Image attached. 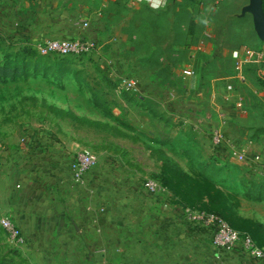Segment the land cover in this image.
I'll return each instance as SVG.
<instances>
[{
	"label": "crops",
	"instance_id": "crops-1",
	"mask_svg": "<svg viewBox=\"0 0 264 264\" xmlns=\"http://www.w3.org/2000/svg\"><path fill=\"white\" fill-rule=\"evenodd\" d=\"M158 1L153 0L155 4ZM134 2L0 0V39H12L18 45L36 49L42 38L64 35L68 30L65 21L70 17L100 18L103 29L100 45L112 47L113 39H104L110 36L123 43L131 69L144 79L139 93L141 104L153 103L158 109L163 132H151L159 145L154 149L192 178L212 181L211 173L223 174L233 168L264 175V168L255 169L251 161L252 155L264 152V125L238 118L237 106L241 103L235 102L234 95H226V87H218L221 76H212L211 66L221 58L217 51L223 49L216 48L213 56L209 53L211 45L207 46L206 41L197 43L196 10L190 0L186 3L172 0L167 9L166 5L159 9L149 7L156 20H138L140 10H130ZM191 72L200 75V84L191 89L197 93L191 101L178 102L190 87ZM145 109L144 114L151 121L148 108ZM221 110L230 113L232 134L242 141H253L245 160L213 152L208 133L210 126L220 120ZM53 119L57 124L70 123L78 130L87 129L68 119ZM58 138L54 132L49 135L42 132L36 134L32 149L25 144L27 139L16 148L0 149V219H10L26 238L24 245L10 247L18 252L23 264H184L181 258L185 254L190 258V253H195L199 246L207 249V243L198 239L196 229L189 234L179 230L175 234L178 240L172 245L177 259L172 263L159 262L162 246L159 238L164 232L151 228L153 224L149 222L162 215V210L173 200L168 202L160 197L152 209L142 210L136 208L139 202L132 199L119 208L121 203L108 198V205L113 207L104 209L105 198L89 196V190H99L94 181L78 186L70 181L69 175L61 173L56 146L62 139ZM63 145H59L60 150L66 155L81 151ZM157 162L161 167V161L157 159ZM133 217L135 222L129 223ZM187 264L199 263L189 259Z\"/></svg>",
	"mask_w": 264,
	"mask_h": 264
},
{
	"label": "rangeland",
	"instance_id": "rangeland-1",
	"mask_svg": "<svg viewBox=\"0 0 264 264\" xmlns=\"http://www.w3.org/2000/svg\"><path fill=\"white\" fill-rule=\"evenodd\" d=\"M171 1L165 0L159 8L166 5L167 9L172 4ZM186 1L184 0L185 3ZM190 4L196 10L197 43L206 41L207 46L211 45L209 53L215 56L218 52L217 55L221 56L211 66L212 76H221L218 87H226V95H234L235 102L241 103L237 106L238 118L264 125V43L254 32L252 17L249 14L240 17L249 0H190ZM130 7V10H140L138 20H156V15L150 13L152 10L149 9V2L136 1ZM123 18L124 14L121 19ZM111 31L113 33L112 29ZM111 31L109 30L110 34ZM104 39H113V46H102L99 42L98 50L81 59H45L46 67L51 68L47 74L42 71L36 77L31 72L29 78L24 80L20 77L16 82L1 76L0 146L3 148L0 149L5 146L16 148L24 142L23 139H27L25 144L32 149L34 141H37L36 134L46 132L49 135L54 132L62 139L58 138L62 145L66 143L67 146L63 145L65 148H78V151L93 153L98 160V167L85 180L94 181L99 186V190L94 189L96 198H105L106 204L102 207L106 210L113 207L108 205V198H114V202L123 204L128 198L143 197L142 183L154 180L160 188L157 198L162 197L168 202L173 200L162 210V215L153 217L149 222L153 224L151 228H159L164 232V236L159 238L162 245L159 262L172 263L177 259L172 246L178 240L175 234L179 230L189 234L197 229L199 226L191 219V214L207 212V203L202 201L194 204L187 200L191 196L190 188L170 182L161 171L156 159L157 150L154 149L159 145L156 136L153 138L151 135L152 131L163 132V125L156 113L158 109L153 103L141 104L139 93L130 94L120 89V77H141L131 69L125 58L123 43L111 36ZM216 48L223 50L215 52ZM24 50L36 53V49L30 45H18L12 39H0V64L4 62V57L20 54ZM244 50L252 51V61L243 67L241 75H237L233 53ZM114 60H118L121 65L119 76L114 72ZM229 85L233 88L230 93L227 90ZM196 93L189 87L181 94L182 99L178 102L191 101ZM50 106L72 110L79 116L120 126L129 137L127 140L119 139L108 132H96L95 128L86 131L87 129L78 130L70 123L57 124L48 112ZM145 107L148 108L151 121L144 114V110L147 112ZM44 137L43 135L41 138ZM59 145L56 147L59 151L57 158L60 160L64 153ZM151 147L153 152H149ZM209 177L212 179L209 182L225 196V203L212 208V211L223 216L229 226L249 232L264 243V175L259 176L248 169L233 168L223 174L211 173ZM89 196L92 195L89 193ZM178 197L184 198L185 202L179 203ZM0 233L1 241L10 248L1 226ZM188 239L186 235V240ZM189 256L190 258L187 253L181 258L184 264L189 259L201 264L221 262L211 258L208 253L205 254L203 247H198Z\"/></svg>",
	"mask_w": 264,
	"mask_h": 264
},
{
	"label": "built area",
	"instance_id": "built-area-1",
	"mask_svg": "<svg viewBox=\"0 0 264 264\" xmlns=\"http://www.w3.org/2000/svg\"><path fill=\"white\" fill-rule=\"evenodd\" d=\"M135 1L149 2L150 6L155 9L161 7L165 2V0H159L155 4L153 0ZM65 24L68 30L64 35L58 34L42 38L37 44L36 51L40 56L83 57L98 50L99 37L103 31L100 18L90 20L81 16L70 17L66 19ZM233 59L236 71L240 72L252 61V51L244 50L241 53L236 51L233 53ZM112 64L115 74L121 75L120 62L114 60ZM189 78L190 89H196L200 84V75L191 72ZM143 80L124 75L119 78V86L121 90L130 94H138L141 92ZM227 90L231 92L232 86L229 85ZM229 121L230 113L227 110H221L220 120L210 126L208 135L213 152L220 155L229 154L238 160H245L250 155L253 141H242L240 137L232 134ZM251 161L255 164V169L264 168V152L252 155ZM59 162L62 166L61 173L69 175L70 181L78 186L84 184L85 178L98 167L97 158L89 151H80L71 156L64 153ZM64 168H66L65 173ZM95 192L94 189L89 190L90 195L94 197H96ZM142 192L143 197L128 199L139 202V205L136 206L138 209H152L160 192L158 184L154 180H145L142 183ZM119 206L123 208V204ZM191 219L199 226L196 229L198 239L207 243V249H204L205 254L208 253L211 258L220 260V264H264V248L259 247L249 234L233 229L220 216L202 211L191 214ZM130 221L135 222V217L128 220L129 223ZM0 226L10 246L20 247L26 243V238L10 219H0ZM203 242L202 244H204Z\"/></svg>",
	"mask_w": 264,
	"mask_h": 264
},
{
	"label": "trees",
	"instance_id": "trees-1",
	"mask_svg": "<svg viewBox=\"0 0 264 264\" xmlns=\"http://www.w3.org/2000/svg\"><path fill=\"white\" fill-rule=\"evenodd\" d=\"M61 57L57 55H49V56H40L38 52L31 53L29 50H24V52L16 55L6 56L4 57V62L0 64V78L1 76L4 78H8L12 82H16L20 77L24 80L31 76V72H34L35 76L40 72H45L46 74L51 71V68L46 67L45 62L47 58H69ZM84 57V56H83ZM83 57H70L75 59H81ZM44 76H47V75ZM37 77V76H36ZM129 93V92H128ZM127 98V97H126ZM129 101H132L129 98ZM50 115L55 119H68L72 121L78 127H86L88 130L95 128L96 130L108 132L116 135L119 138H128L129 136L125 134L122 130L123 128L120 126H110L108 123L102 124L98 121H92L90 119L84 117H78L72 111H66L63 109H59L56 107L50 106L48 109ZM122 128V129H121ZM153 152V148H150ZM157 159L161 161V171L164 172L165 177L170 179V182L178 184L179 186L189 187L190 191V201H193L194 204L198 202H206L208 213H212L220 216L225 220L223 216L219 213L213 212L212 208H218L225 203V196L220 191H218L217 187L212 185L209 180L205 178H192L188 176L174 164L169 158L163 156L161 152L156 151ZM178 202H185L184 198L178 197ZM212 211V212H211ZM206 212V211H205ZM226 221V220H225ZM233 228V227H232ZM241 233L249 234L254 242L259 246L264 248V243L258 241L256 237L249 233L243 232L236 228H233ZM1 234V233H0ZM0 264H23L18 252L14 249L8 248L4 242L0 239Z\"/></svg>",
	"mask_w": 264,
	"mask_h": 264
},
{
	"label": "water",
	"instance_id": "water-1",
	"mask_svg": "<svg viewBox=\"0 0 264 264\" xmlns=\"http://www.w3.org/2000/svg\"><path fill=\"white\" fill-rule=\"evenodd\" d=\"M247 14L252 17L253 29L257 38L264 43L263 0H249V4L242 9L240 17Z\"/></svg>",
	"mask_w": 264,
	"mask_h": 264
}]
</instances>
